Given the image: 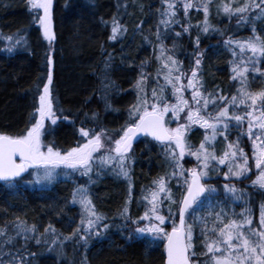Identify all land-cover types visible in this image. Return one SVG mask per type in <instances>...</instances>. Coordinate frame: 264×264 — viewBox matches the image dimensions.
I'll return each mask as SVG.
<instances>
[{"label": "snow or ice", "instance_id": "1", "mask_svg": "<svg viewBox=\"0 0 264 264\" xmlns=\"http://www.w3.org/2000/svg\"><path fill=\"white\" fill-rule=\"evenodd\" d=\"M181 6L183 17L179 13ZM28 7L35 13L33 20L51 45L55 39L53 0H28ZM194 7L203 9L202 20H191L189 10ZM210 7V0H162L161 7L157 9L155 39L142 32L143 39L153 43L158 61L155 77L153 79L146 71L150 61L147 58L141 61L132 85L136 89V100L128 106L129 117L134 119L121 127L114 140L113 130L99 126L97 131L98 125L94 123L99 119L97 111H86L79 124L75 119L78 112L58 115L65 110L57 107L59 99L53 93L54 52L51 47L46 50L47 76L39 77L35 83L36 107L31 114L34 122L20 134L0 132V179L11 184L13 178L20 177L28 169L36 182H50L55 178L58 166H66L88 177L87 184L78 183L72 189L71 202L81 205V218L72 232L61 233L63 239L56 249L58 257L66 255L65 241H72L76 246L83 242L87 248L92 236L104 235L102 230L109 227L103 223L104 214L96 209L92 197L87 194L88 184L92 183L94 162L99 159L100 167L112 165L114 171L118 169V175L129 180L128 195L117 213L136 225L129 231V237L137 234L163 237L166 252L163 264H264V199L258 205V220L253 214V191L264 192V87L251 90L248 76L249 72L264 75V32L258 31L256 25L258 19L264 20V0H220L217 5L218 11L226 13L230 21L234 15L239 17L237 26L251 24V33L246 37L234 38L231 32L224 37L223 43L231 53L230 79L237 83V90L230 96L220 86L204 90L205 81L201 74L203 50L195 51L189 72L176 55V39L171 45L164 43L170 31L179 38L185 32L190 33L193 24L198 30L193 38L197 47L200 44L199 32L223 33L227 26L221 28L209 21ZM103 23L111 24L109 40L122 38L127 33V25L120 23L118 13ZM141 24L142 21L133 31H142ZM175 25H180L181 29L177 30ZM13 35L23 39L19 30ZM13 35H5L4 39L11 42ZM4 47L10 51L14 45L9 43ZM128 62L134 63L133 60ZM113 67V54L109 50V55L103 58L101 71L97 73L99 88L94 90L106 108L113 107L110 93L117 87L111 76ZM169 90L174 99L169 97ZM61 119L76 126L83 143L65 150L49 142L45 148L41 137L51 128L47 121L54 126ZM172 120L175 121L174 127L170 123ZM195 125L204 129L198 144L188 139ZM236 129L238 131L233 137ZM138 133L149 134L163 143L170 168L155 176L147 189L142 188L144 211L140 216H133L128 207L133 189L130 169L126 165L132 159L130 149ZM245 135L251 142V154L246 151ZM220 140L223 147L218 151L217 141ZM185 154L194 157L196 163L185 167ZM253 161L256 175L249 181L251 189L240 187L236 182L223 184L225 198L243 202L244 206L238 212L228 213L220 201L215 202L220 204V208L214 212V219L211 211L203 216L195 212V207L202 206V193L208 197L219 194L217 185L204 183L211 172H222L226 181L244 180L251 175ZM173 179L179 188L178 193L170 185ZM209 207H215L210 199ZM189 215L193 217L192 222L187 219ZM169 218H172L170 229L165 226ZM197 224L200 225L199 236L203 237L201 245L204 251L200 253L195 250ZM49 238L52 243H48ZM57 238V229L51 221L44 225L43 231L36 223L19 217L6 221L0 224V264H36L37 253L31 250L33 243L52 249ZM201 256L204 257L203 262L199 259Z\"/></svg>", "mask_w": 264, "mask_h": 264}, {"label": "trees", "instance_id": "2", "mask_svg": "<svg viewBox=\"0 0 264 264\" xmlns=\"http://www.w3.org/2000/svg\"><path fill=\"white\" fill-rule=\"evenodd\" d=\"M219 3L220 0H210L209 21L221 28L227 26L223 33L199 32L200 44L197 47L193 38L197 36L198 30L193 24L191 32H185L179 38L175 36L174 31H170L164 43L171 45L176 39V55L189 72L194 63L195 51L203 50L201 74L205 81L204 90L220 86L230 96L237 90V83L230 79L231 53L223 43L224 37L228 32H231L234 38L246 37L251 33V24L242 23L237 26L236 20L239 17L234 15L230 21L226 13L218 11ZM161 4L162 0H127V3L125 0H53L52 21L55 39L50 45L42 38L39 25L33 20L35 13L30 11L28 0H0V132L20 134L34 122V116L31 114L36 107L35 83L39 77L47 76L46 50L51 47L54 52L53 93L59 99L57 107L65 110L58 115H73L78 112L79 115H76L75 119L79 124L86 111H97L99 119L94 122L98 125L97 131L99 126L113 130L114 140L121 127L134 119L129 117L128 106L136 100V89L132 85L141 61L146 58L150 61L146 65V71L153 79L155 77L158 61L153 43L144 40L143 34L155 39L157 9ZM189 12L193 22L202 20L204 16L202 8L194 7ZM114 13L119 14L120 23L127 25V33L122 38L109 40L111 24H105L103 21H110ZM179 13L183 17L182 6ZM141 21L142 31L134 32V27ZM256 25L258 31L264 32V20L258 19ZM175 28L180 30L181 26L175 25ZM17 30L23 40H26L27 50L8 54L3 51V34L13 35ZM109 50L113 54L114 63L111 76L117 87L110 93L113 107L106 108L94 90L99 88L97 73L101 71L103 58L109 55ZM129 60L134 63L130 64ZM253 75L255 79L252 78ZM248 76L251 90L264 87V75L249 72ZM187 94L190 96V92ZM168 95L171 97L170 90ZM170 123L175 126L174 120ZM194 129L188 134V139L198 144L204 130L199 125H195ZM236 131L238 129L233 130V137ZM45 134L47 141L65 150L77 143H83V140L79 139L80 134L76 126L69 120L57 121ZM244 141L247 142L248 151L246 135ZM130 151L132 159L126 166L130 169L133 191L128 207L133 216H140L144 211L142 188L147 189L153 178L168 170L170 165L164 154L163 143L148 136H140L134 140ZM184 163L185 167H188L196 161L192 156L185 154ZM65 172L68 174L65 175ZM117 172L118 169L114 171L112 165L92 168V183L88 184L87 194L92 197L96 209L104 214L103 223L109 227L102 230L104 235L92 236L87 248L83 246V242L76 246L72 241H65L66 255L57 256L56 249L60 247V241L63 239L61 233L72 232L81 218V205L71 202L72 189L78 183H88V177L66 166H58L55 178L50 182L38 184L27 176L28 171L13 179L11 184L0 181V224L19 217L29 223H36L41 231L50 221L55 225L58 238L52 249H48L46 245H32L31 250L37 253L36 264H163V237L155 240L142 234L129 237V231L134 230L136 225L117 214L123 207L129 191L128 178L118 175ZM253 178L254 171L246 179L236 181H226L221 173H218L217 176L212 175L204 180V183L219 186L223 182H236L240 187L248 186L251 189L249 181ZM170 185L174 191L179 192L175 179L170 181ZM258 196L261 201L264 199V192L258 189L253 191L255 218L260 203L257 201ZM212 198L225 199L227 202L230 200L221 193L213 195ZM243 206V202L238 201L236 212ZM164 211L167 214V210ZM190 216L187 218L189 222ZM171 219L169 218L165 225L169 229L172 227ZM176 219L178 220V215ZM196 233L198 239L195 250L200 253L204 249L201 245L203 237L199 236V224L196 226ZM48 243H52L50 238ZM199 259L203 262L204 257Z\"/></svg>", "mask_w": 264, "mask_h": 264}, {"label": "rangeland", "instance_id": "3", "mask_svg": "<svg viewBox=\"0 0 264 264\" xmlns=\"http://www.w3.org/2000/svg\"><path fill=\"white\" fill-rule=\"evenodd\" d=\"M38 18V17H37ZM39 29H40V27H39ZM40 33L42 34V31L40 30ZM4 36H5V34H3ZM7 35V34H6ZM20 37L22 36V35H19ZM42 36H43V34H42ZM23 37V36H22ZM25 39L23 40V39H17L16 38V36L15 37H13L12 38V40H11V42H9L8 40H3V44H2V46H3V51L4 52H6V53H8V54H12V52H15V51H25V50H27V46H26V43H25ZM9 43H11V45H14V47H12L11 48V50L9 51V50H7L4 46L6 45V44H9ZM234 123V122H233ZM47 125H49V126H52V122L51 121H47ZM204 130V129H203ZM46 135V134H45ZM45 136H44V134L42 135V141L44 142V146H45V148H46V146H47V144L49 143V141H47L45 138H44ZM192 142H193V144H195V141L194 140H191ZM245 143H247V142H245ZM248 146H249V150H248V152L249 153H251V151H252V148H251V142L248 140ZM222 147H223V141H220L219 143H217V148L219 149V150H222ZM247 151V150H246ZM194 158V157H193ZM195 159V158H194ZM196 161V160H195ZM95 166H99L100 167V161H99V159H97L95 162H94V165H93V167H95ZM105 166V165H104ZM31 167V166H30ZM35 169H32V171H34ZM254 171V176L256 175V169H255V164H254V161L252 162V167H251V172H253ZM212 175H218V173H216V172H211L210 174H209V177L208 178H206V179H209ZM221 175H222V172H221ZM27 176L28 177H31V178H33L34 179V181H35V178L32 176V172L31 171H29L28 170V174H27ZM222 178H224L223 177V175H222ZM205 179V180H206ZM225 179V178H224ZM36 182V181H35ZM45 181H40V182H36V183H44ZM225 182H223L221 185H219V186H217V189H218V193H221V194H223L224 195V189H223V184H224ZM209 199L215 204V207L214 208H210L209 207ZM260 196H258V199H257V201H260ZM142 201H143V197H142ZM216 201H220V202H222L223 203V205H224V207H225V209L227 210V212L228 213H232L234 210L236 211V206H237V202L238 201H232V200H229L228 202L225 200V199H222V200H217V199H213L212 198V196L211 197H208V195L207 194H205V196H204V200H203V202H202V206H200V207H195V212L196 213H198V214H200V215H204L205 213H207V212H209V211H211V212H213V219H214V212L216 211V210H218L219 208H220V204L219 203H215ZM143 204V206H145L144 205V202L142 203ZM257 208V207H256ZM167 210V209H166ZM256 219L258 220V218H259V208H257V210H256ZM192 219H193V217H192V215L190 216V222H192ZM198 225V224H197ZM142 235H147V236H149V238L150 239H152V240H155V239H158V238H160V237H152L150 234H142Z\"/></svg>", "mask_w": 264, "mask_h": 264}, {"label": "water", "instance_id": "4", "mask_svg": "<svg viewBox=\"0 0 264 264\" xmlns=\"http://www.w3.org/2000/svg\"><path fill=\"white\" fill-rule=\"evenodd\" d=\"M140 136H148L150 139H152V140L158 142L155 138H153L151 135L146 134V133H138V134L133 138V141L136 140V139H137L138 137H140ZM160 143H161V142H160ZM25 173H26V170H25L24 173H21V176H23ZM21 176H20V177H21ZM16 178H19V177H16ZM16 178H13V179H16ZM0 181H5V180L0 179ZM203 194H204V193H202L201 195L203 196ZM178 219H179V217H178ZM165 256H166V252H165V249H164V258H165Z\"/></svg>", "mask_w": 264, "mask_h": 264}, {"label": "bare ground", "instance_id": "5", "mask_svg": "<svg viewBox=\"0 0 264 264\" xmlns=\"http://www.w3.org/2000/svg\"><path fill=\"white\" fill-rule=\"evenodd\" d=\"M42 38H44V37H42Z\"/></svg>", "mask_w": 264, "mask_h": 264}]
</instances>
